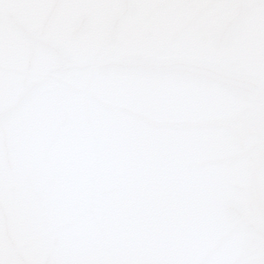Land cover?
Here are the masks:
<instances>
[{
  "label": "snow or ice",
  "instance_id": "snow-or-ice-1",
  "mask_svg": "<svg viewBox=\"0 0 264 264\" xmlns=\"http://www.w3.org/2000/svg\"><path fill=\"white\" fill-rule=\"evenodd\" d=\"M0 264H264V0H0Z\"/></svg>",
  "mask_w": 264,
  "mask_h": 264
}]
</instances>
